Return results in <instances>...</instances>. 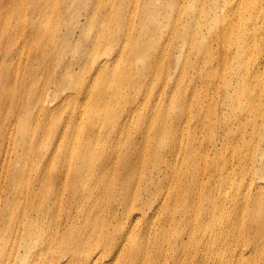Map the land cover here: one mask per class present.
<instances>
[{
	"label": "rangeland",
	"instance_id": "rangeland-1",
	"mask_svg": "<svg viewBox=\"0 0 264 264\" xmlns=\"http://www.w3.org/2000/svg\"><path fill=\"white\" fill-rule=\"evenodd\" d=\"M148 1L153 15L149 4L145 3ZM219 1L117 0L118 7H113L109 4V0H0V156L7 145L13 147V154L9 159L3 161L0 157V178L3 179L0 187L5 186L2 189L3 201L0 204V234L3 219L9 221L15 217L19 223L16 229L20 228L18 235L15 230L13 231L6 244L10 253L15 247V250L24 255L27 227L32 226L34 217L38 224L37 215L42 216L44 211H49L53 215V210L57 207L50 199H46L40 207H35L32 202L35 196V191L32 190L33 179L23 181L22 190L19 188L21 182L16 177L26 171L24 162L32 165L36 160L40 163L51 151H56L53 158H58L68 149L67 136L56 135L55 130L57 127L59 129L63 127V120H60L59 113L61 112L62 115L67 110L69 111L81 93H71L77 85L65 82L62 75L79 74L83 67L88 66V75L93 72L97 77L95 61L85 60L86 54L95 53L96 47L93 40L100 37L101 33H107L110 42L114 45L109 49L108 55L109 57L117 55L116 47L125 37V35L122 36L125 30L122 27L128 19L129 23L133 22L135 25L129 36L131 41L128 44L138 42L141 36L147 37L145 28L141 29V27L142 22H150L149 36L156 41L153 63L159 67L160 61L163 60L165 65L175 66L177 65L176 45L181 41L174 31L175 27L182 31L188 30L190 37L197 29L204 31V38H207L208 43L211 30H207L202 12L217 15ZM225 3L227 1L222 0V7ZM235 4L238 5L235 15L236 22H238L237 27L249 29L245 23L247 18H249L250 26L254 25L255 21L257 22L243 34L245 37L254 31L257 39L253 40L249 36L252 42L245 47L242 44L243 38L238 39L241 48H238L234 54L232 69L238 72V75H242L244 72L240 71L246 67L248 72L244 78L236 76L234 72H222V82H220L221 72H191L200 62L195 60L196 54L189 51L182 61L184 72L175 73L166 84H164L166 80L164 77L168 72H153L152 76H149L147 72L145 77H140L139 71L144 70L145 63L134 66L133 72H129L130 75L138 78L137 81L122 83L118 78H109L107 81L109 91L103 96L98 93L94 95V100H99L101 105L108 104L105 110L101 111V116L109 113L102 124V130L99 131L101 134L98 136L99 145L94 140V196L87 200L78 199L69 205L60 207L59 217L55 216L58 221L57 236L67 232L61 248L68 249L70 245L68 242L75 240L78 235L77 244L81 249L79 254L90 256L94 250L103 247L105 243V238L94 234L95 232L109 233L111 241L120 238L124 211L140 203L133 198V192L138 194L141 201L150 197L152 191L145 188L139 190V186L148 184L153 178V186H161L159 193L169 191L173 185V203L172 208L171 205L169 208L174 214L168 219V227L162 233V237L166 239L160 248L161 250L163 248V251H159L157 244L153 243L154 259H156L155 254L164 259L155 264H201L197 257L200 254L201 244L203 252L213 253L212 245L209 243L210 234H207V243H205V238L200 237L199 233H207L206 220L213 217L215 211L213 189L217 185L225 189L230 183V176L234 174L233 169L236 174L238 172L245 174L242 172L243 166L240 162L248 159L254 151L248 149L247 146L248 144L254 145L255 130H252L248 114L242 112L244 110L249 114L252 113L247 103L250 97L253 96L258 103L260 102L257 106V109L259 108L258 121L264 116V59L262 56L264 53V17L262 18L259 12L263 6V0L258 1L256 8L252 9L249 15L242 20V14L248 7L242 3V0L233 1L231 6L234 7ZM43 8L44 11L41 10ZM115 15H117V22L112 20ZM132 15L135 17L131 18ZM226 18L225 14L223 20ZM170 31L173 32L171 40L169 39ZM261 32L263 35L259 36ZM40 36L47 38V47L38 38ZM253 61L262 63V67L260 69L251 68ZM189 66L190 72H185ZM117 82L123 86H119ZM144 93L148 96L153 94V110H150L153 114H149L148 118L137 115L134 121L129 123V132L133 135L131 143L126 147L128 140L126 139L119 146L118 136L115 139L113 136L125 125L126 111L125 108H119V106L126 105V101L129 100L134 105H139L135 97L139 94L142 96ZM161 95L164 97V102L158 104L157 101ZM239 99L243 101L240 104ZM46 100H50L58 109L53 111L43 108L42 104ZM176 100L178 105H176ZM236 105L237 113L232 111ZM235 114L237 117L234 118ZM152 116L153 174L151 168L137 163L131 190L125 196L123 187L126 167L123 159L117 154L123 152H129L133 156L139 154L140 143L143 139L141 133L145 129L143 124H146L145 119L148 122ZM71 123L69 122L68 125ZM241 123L245 124L243 132L248 131L251 135L249 139L243 140L244 147L239 156L242 159L233 161L237 144H228L227 131L233 125L235 131L239 132ZM75 126L74 124L73 132ZM94 130L97 131V128ZM181 131L185 136L191 137L199 160L185 166L182 153L180 162L176 164L180 169L170 177L167 184L163 185L166 178L162 176L166 168L160 166L158 161L165 150H170L169 160L173 163L177 162L174 146L180 138ZM69 132L70 128L67 129L68 134ZM171 132L175 133L170 134ZM108 142L110 145L113 142L112 150L107 146ZM216 144L219 147L210 151L209 147ZM26 147L30 151L27 157L29 159L21 160L20 153ZM111 151L115 152V156L112 155L108 161L110 155H107L111 154ZM130 160L135 163V159ZM207 162L211 164L209 171H205ZM74 164L76 163L73 162L72 165ZM46 167L51 170L50 162L46 163ZM258 167V164L253 166L254 170ZM71 169L61 168L57 171H69L71 175L73 173ZM249 172L254 173L256 177L264 176L263 172ZM69 174L63 185L68 201L74 200L75 194L83 195L86 189L84 185L78 183L76 190L72 188V180H67ZM194 174L198 177L197 181H195ZM245 175L240 177V180L243 179V189H245ZM100 176H105L109 180L111 190L108 192L98 191ZM141 177L145 179L141 180ZM38 183L40 184L39 181ZM237 183L238 180L232 181L231 189H236ZM238 214L239 210L233 207L230 210L229 222L231 223ZM61 217L67 218L69 222L62 221L59 227ZM89 219H93V224L106 222V226L103 230L98 229L92 232V226L86 223ZM216 224L219 226V222ZM192 232L195 234H191ZM159 233L158 231L153 235V241L159 238ZM237 233L238 229L230 230V241L233 240L235 243L238 240V237L235 238ZM253 235L254 233H247L248 238ZM40 247L44 250L43 256L35 263L46 264L50 256L55 254L56 249H47L45 245ZM188 249L189 252H187ZM226 249L225 246L224 251L220 249V254L223 251L224 259L228 251ZM5 253L7 254L6 251ZM28 255L31 257L30 254ZM131 257H134V254H131ZM131 257H125V260L128 261ZM78 259L80 261V257ZM18 260L19 257L16 258V261ZM104 260L106 264L111 262L109 257H105ZM57 261L55 260L54 263ZM245 261L248 264L251 263L250 259H245Z\"/></svg>",
	"mask_w": 264,
	"mask_h": 264
},
{
	"label": "bare ground",
	"instance_id": "bare-ground-1",
	"mask_svg": "<svg viewBox=\"0 0 264 264\" xmlns=\"http://www.w3.org/2000/svg\"><path fill=\"white\" fill-rule=\"evenodd\" d=\"M226 1L227 3H225L223 7L222 0L219 1L217 15H215V13L213 15H209L206 11L202 12V16L206 21V28L207 30H211L209 36L210 41L208 43L207 38H204V31L197 29L190 37L188 30L185 29L182 31L175 27V33H177V35L181 38V41L176 45L175 55L177 56V65L175 66H167L163 60L160 61L159 67L153 63V57L156 54V41L151 39L153 37L149 36L150 22H142L143 26L141 29L145 28L147 37L141 36L138 42H134L132 44L129 43V47L128 42L131 41L129 36L133 32L135 25L133 22L129 23L128 19V24L126 22L122 27V29H125L122 36L125 35V37L123 38L122 43L116 47L118 53L117 55H112L110 57L108 55L109 49L114 45L110 42L109 35L107 33H101L100 37L93 40L94 46L96 47L95 53L93 55L86 54L85 60L87 62L90 59L95 61L94 65H96L95 71L97 72V77L94 76L93 72L88 75V66L83 67L82 72L79 74L62 75L65 82L77 85L73 88V90H71V93H81L75 99L74 104H72L69 111L67 110L62 115L61 112L59 113L60 120H63V127L61 129L57 127L55 130L56 135L60 134L62 137L67 136L68 149L66 152H62L58 158H53L56 151H51L47 158H44V160L40 163L36 160L33 161L32 165L24 162V165L27 168L26 171L16 177V179L21 182L19 188L22 190L23 181L29 180L30 178L33 179L34 186H32V190L35 191V196L32 202L35 207H40L46 199H50L54 205H57V207L54 208L53 215L49 211H44L42 216L37 215L38 224H36V217H34L32 220V226L27 227V237L24 241L26 253L24 255H21V252L19 253L18 250H15V247L11 250V253L6 248V244L10 239V236L13 234V231L15 230L16 235H18L20 228L16 229L19 223L15 217H12L9 221L7 219H3L0 234V264H36L35 262L43 256L44 250L40 247L41 245H45L47 249H56L54 252L55 254L50 256L46 264H106L104 260L105 257L110 258L111 262L109 264H155L164 260L157 254H155L156 259H154L153 243L157 244L159 251H163V248L162 250L160 248L162 244L166 242V239L162 237V233L166 231V228L168 227V219L174 215L169 208V205H171L172 208L173 203V185L170 187L169 191H161L160 193L159 189L161 186H153V178L148 184L140 185L139 190L142 188L150 189L152 191V195L141 201L138 198V194L133 192V198L140 203L135 207L124 211V222L120 228V238L115 241H111L109 233L102 232L101 234H98L95 232L94 234L105 238V243L102 245L103 247L94 250L90 256L79 254L81 249L78 248L77 244L78 235L75 240L68 242L70 244L68 249L61 248L67 232L57 236L56 225L58 221L55 219V216L59 217L61 206L69 205L78 199H91L94 196V140H96L99 145L100 138H98V136H101L99 131L102 130V124L109 115V113H104V116H101V111L105 110L108 104L101 105L99 100H94V95L98 93L100 96H103L109 91L107 85L109 78H118L122 83H133L134 80L137 81L138 78L130 75L129 72H133L134 66L137 67V65H143L146 63L144 70L139 71L140 73L138 75L140 77H145L147 72L149 76H152L153 72H168L164 77L166 79L164 84H166L168 80L174 77L175 73L184 72L182 61L185 58L186 53L189 51L196 54L195 60L200 62L192 69L191 72H221L219 74L220 82H222V72H234L232 69V64L235 59L234 54L238 48H241V44L238 39L243 38L242 44L244 47L248 43L252 42L249 36L253 40L255 38L257 39V35L254 31H251L250 34L243 37V34L248 32L251 27L255 26L257 22L255 21L254 25L252 24L250 26L248 23L249 18H247L245 23L249 26V29H244L241 26L237 27L238 22H236L235 15L238 5L235 4V6L232 7L231 4L235 0ZM258 1L260 0H242V3L248 7V9L242 14L241 20L245 16L249 15L252 9L256 8ZM145 3L149 4L150 2L148 1ZM109 4L113 7H118L119 5L117 0H109ZM148 6L150 7L153 15L151 5L149 4ZM41 10L44 11V8ZM259 12L263 18L264 0L262 9ZM225 14L227 18L223 20ZM134 17L135 16L132 15L131 18ZM116 18L117 15H115L112 20L117 22ZM262 35L263 33L261 32L259 36ZM172 36L173 32L170 31V40L172 39ZM38 38L41 40L42 44L47 47V38L43 36ZM262 56L264 59V53ZM242 57H244L243 54ZM125 58L126 60H124ZM261 67L262 63L252 62L251 68L260 69ZM185 72H190V66L187 70H185ZM240 72L244 73L242 75H238V72H234V74L244 78L247 76L248 69L244 67ZM117 84L119 86H123L118 82ZM140 97L141 99H139ZM135 99L137 100L136 103L139 105H134L133 102L128 99L129 101H126V105L119 106V108H125L124 110H126L124 116L125 125L120 129V132L118 130V132L113 136V139L118 136L117 142H120L119 146H121L126 139H128L126 147H128L131 143L133 135L132 132H129V123L133 122L137 115H143L145 118H148L149 114H153L150 113V110H153V94L149 96L147 93L142 94V96L139 94V96H136ZM163 99L164 97L162 95L159 96L157 103H163ZM241 102L243 101L239 99L238 103L240 104ZM247 103L251 107L248 109L252 110V113L249 114L244 110L242 112H246L248 114V120L251 123L252 130H255L256 134L253 138L254 145L248 144L247 148L254 151L248 159H244V162H240L243 166L242 172H245L246 175L241 174L240 172L236 174L235 169H233L234 174L233 176H230V183L226 185V188L223 189L217 185V187L213 189L215 193V200L213 202L215 204V211L213 213V217H209L206 220L207 233H199L200 237L205 238V243H207V234H210L209 243L212 245L213 253L203 252L201 244L199 247L200 254L197 255L201 264H248L245 259H250V264H264V176L256 177L254 173L249 172L255 171L264 173V116L258 121L257 111L259 108L257 109V106L260 102L258 103L256 98L253 96L250 97ZM53 105L54 103H51L50 100H46V102L42 104L43 108L47 110L50 109L55 111L58 109V107H54ZM103 105H105V107H103ZM176 105H178L177 100ZM236 109L237 105L235 106V109H232V111L237 113L238 110ZM235 117H237V114H235L234 118ZM100 120L101 122H99ZM69 122L72 123L68 125ZM145 123L147 125L143 124L145 129L141 133V135H143V139L140 143L139 154L135 156L129 152L117 154L119 158L123 159L126 167V176L124 178L123 187L125 190V196H127L131 190L133 173L137 163H140L143 167L151 168L153 174V116L148 122L145 119ZM74 124L76 126L73 132L72 128ZM68 128H70L69 134L67 133ZM95 128H97V131L94 130ZM244 128V123L239 124V132L235 131V127L233 125L228 128V144H237V149L235 148L233 154V161L242 159L239 156L244 147L243 140L245 138L249 139V136L251 135L248 131L243 132ZM174 133L175 132H171L170 134ZM107 146L112 150L113 142L111 145L108 142ZM218 147L219 146L216 144L210 146L209 149L210 151H213ZM174 148L176 149V163L169 160L170 150H165L158 161L160 166H164L166 168L165 173H163L162 176V178H166L163 185L167 184L170 177L174 176L180 169L176 164L180 162L182 153L184 155L185 166L199 160L198 154L196 150H194L195 147L191 141V137L189 135L185 136L182 131ZM12 154L13 147L11 145H7L0 157H2V160L5 161L9 159ZM29 155V148L26 147L25 150L20 153V158L21 160L29 159L27 158ZM112 155L115 156L114 151H111V154L109 153L107 155L109 156L108 161L111 159ZM130 159H135V163H132ZM47 162H50L51 170L46 167ZM73 162L76 164L72 165ZM257 164L259 167L254 170L253 166ZM118 166H120L119 162ZM61 168H73L71 169L73 170V173L70 175L69 171L59 172ZM210 168L211 164L207 162L205 165V171H209ZM58 169L59 171H57ZM214 171L216 170L214 169ZM196 172L197 171H195V173ZM68 174L69 177L67 180H72V188L76 190L77 183L84 185L86 188L83 195L75 194L74 200L69 201L66 200V192L63 187L65 178ZM241 175H245L246 177H244L245 189L242 188L243 179L240 180ZM194 176L195 181H197V175L194 174ZM78 178L80 179L78 180ZM143 179H145V177H141V180ZM237 180L238 183L236 185V189H231L232 181L235 182ZM2 181L3 179L1 177L0 184ZM4 187L5 186L0 187V204L1 201H3L2 189ZM28 190H30V188ZM109 190H111L109 180L105 178V176H100L98 191L108 192ZM208 198H210V196H208ZM233 207L239 210V214L230 223V210ZM62 221L69 222L67 218L61 217L59 219V227L61 226ZM216 222H219V226H217ZM86 223L92 226V232L93 230L96 231L98 229L103 230L106 226V222H97L93 224V219L87 220ZM233 228L238 229V233L235 235V238L238 237V240L235 243L233 240L230 241V230L233 231ZM158 231L160 232L159 238L153 241V235ZM247 233H254V235L248 238ZM191 234H195V232H192ZM224 246L227 248L226 250H228L225 259L222 256ZM220 249L223 250L221 251V254ZM187 252H189V249ZM28 254H30L31 257ZM131 254H134V257H131ZM18 257L19 260L16 261V258ZM78 257H80V261ZM125 257L131 258L126 261ZM55 260H58L57 263H54Z\"/></svg>",
	"mask_w": 264,
	"mask_h": 264
}]
</instances>
